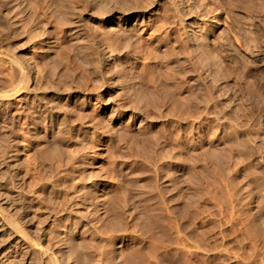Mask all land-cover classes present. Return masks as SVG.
Returning a JSON list of instances; mask_svg holds the SVG:
<instances>
[{"label":"rangeland","instance_id":"rangeland-1","mask_svg":"<svg viewBox=\"0 0 264 264\" xmlns=\"http://www.w3.org/2000/svg\"><path fill=\"white\" fill-rule=\"evenodd\" d=\"M117 1L0 0V264H264V0H203L235 104Z\"/></svg>","mask_w":264,"mask_h":264},{"label":"bare ground","instance_id":"bare-ground-1","mask_svg":"<svg viewBox=\"0 0 264 264\" xmlns=\"http://www.w3.org/2000/svg\"><path fill=\"white\" fill-rule=\"evenodd\" d=\"M84 1V0H83ZM104 1V0H103ZM221 1V0H220ZM73 2V1H72ZM75 2V1H74ZM100 2V1H99ZM106 2V0H105ZM107 2H109V0H107ZM243 2V1H242ZM48 3V2H47ZM115 3V2H114ZM160 4L158 0H118L117 4L118 7L117 9L120 10H146L148 9V7L154 5V4ZM246 3V2H245ZM237 5V4H236ZM247 5V4H246ZM107 6V5H106ZM161 8L166 9L169 11L168 15L169 18L174 21V23H176L177 25L181 26V35H182V39L184 41L189 42L188 44L190 53L192 54V59H196L195 61L197 63H199L202 66L203 71L205 72V74H207V76L215 83L214 86L217 87L216 89H219L220 91H224V94L227 96V100L228 103L234 101V96L233 98H231L227 92L228 87L226 82H224V75L220 72L221 70H219L216 66V64L213 62L214 58H212L211 54L209 52H207L208 50H206L205 47V41L206 38L208 39V34L207 31H209L210 29V24L208 25L205 21H203L201 19V13L205 11V5H204V1L203 0H167L165 5H160ZM166 6V7H165ZM33 7V6H32ZM51 8V7H50ZM104 9V8H103ZM116 9V10H117ZM162 9V10H163ZM105 10V9H104ZM244 11H248V10H244ZM255 12V10H253ZM258 11V10H257ZM242 13V12H241ZM248 13H252L250 11H248ZM259 13V11H258ZM22 15V14H21ZM33 15V14H32ZM237 16V15H236ZM254 16V15H253ZM12 17V16H11ZM168 17V16H167ZM262 17V16H261ZM167 18V20L169 19ZM240 18V17H239ZM254 18V17H253ZM242 19V18H241ZM240 19V20H241ZM8 20V19H7ZM243 21V20H242ZM263 22V21H261ZM33 23V22H32ZM242 23V22H241ZM23 24V22L21 23ZM163 24V23H162ZM238 25V24H237ZM246 25V24H245ZM20 26V25H19ZM164 26V25H163ZM259 26V25H258ZM246 27V26H245ZM248 27V26H247ZM22 28V27H21ZM251 28V27H250ZM236 29V28H235ZM240 30H243V28L240 26L239 28ZM263 29V28H262ZM239 30V32H240ZM245 30V28H244ZM247 30V29H246ZM254 30V29H252ZM246 32V31H245ZM244 32V33H245ZM263 31H261V29L252 32V34H255V38L254 35H252L253 37H251L252 39H250L249 41H253V43L255 44V42L257 40H259L258 42H260V40H262V36L264 35V33H262ZM242 33V32H241ZM249 33V32H248ZM247 33V34H248ZM244 35V34H243ZM151 36V35H150ZM264 37V36H263ZM33 39V38H32ZM256 39V40H255ZM182 40V41H183ZM186 42V43H187ZM244 42V41H243ZM248 42V39H247ZM220 44V43H219ZM258 43H256L257 45ZM186 45V44H185ZM250 45V44H249ZM2 47V46H1ZM260 47V46H259ZM251 48V47H250ZM189 52V51H188ZM226 52V51H225ZM18 54H16L17 56ZM20 55V54H19ZM153 56V55H152ZM194 62V61H193ZM191 60V63H193ZM194 62V63H196ZM193 63V64H194ZM197 65V64H196ZM222 65V64H221ZM201 66H199L201 68ZM199 68V69H200ZM224 68V67H223ZM201 69V70H202ZM202 71V72H203ZM226 72V71H224ZM228 73V72H227ZM227 75V74H226ZM206 76V75H205ZM157 81V80H156ZM227 81V80H225ZM162 84V83H160ZM166 84V83H165ZM22 85V84H21ZM162 86V85H161ZM165 86V85H164ZM229 86V85H228ZM163 87V86H162ZM213 87V86H212ZM231 87V86H230ZM165 89V88H164ZM164 91V90H163ZM217 91V90H216ZM219 91V92H220ZM229 91V90H228ZM168 92V91H167ZM165 93V92H164ZM230 93V92H229ZM222 94V95H224ZM170 95V94H169ZM226 99V98H225ZM233 99V100H232ZM235 104V103H234ZM5 145V144H4ZM261 147V146H260ZM263 147V146H262ZM10 157V156H9Z\"/></svg>","mask_w":264,"mask_h":264}]
</instances>
